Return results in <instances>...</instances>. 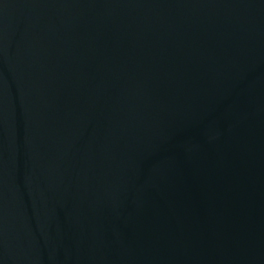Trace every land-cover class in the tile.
<instances>
[{
	"label": "water",
	"instance_id": "95a60500",
	"mask_svg": "<svg viewBox=\"0 0 264 264\" xmlns=\"http://www.w3.org/2000/svg\"><path fill=\"white\" fill-rule=\"evenodd\" d=\"M0 264H264V0H0Z\"/></svg>",
	"mask_w": 264,
	"mask_h": 264
}]
</instances>
